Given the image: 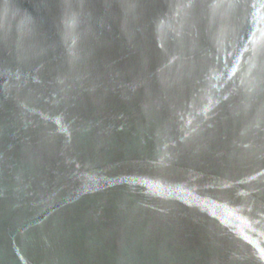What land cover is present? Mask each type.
I'll return each mask as SVG.
<instances>
[{"label":"water","instance_id":"1","mask_svg":"<svg viewBox=\"0 0 264 264\" xmlns=\"http://www.w3.org/2000/svg\"><path fill=\"white\" fill-rule=\"evenodd\" d=\"M0 264H264V0H0Z\"/></svg>","mask_w":264,"mask_h":264}]
</instances>
